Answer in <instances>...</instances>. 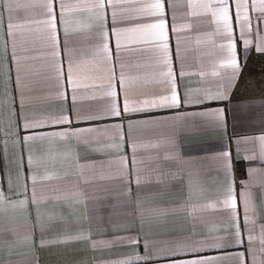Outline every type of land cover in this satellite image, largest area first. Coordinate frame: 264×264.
Masks as SVG:
<instances>
[{"label":"crops","instance_id":"crops-1","mask_svg":"<svg viewBox=\"0 0 264 264\" xmlns=\"http://www.w3.org/2000/svg\"><path fill=\"white\" fill-rule=\"evenodd\" d=\"M21 5L14 12L18 27L12 36L7 35L8 13L4 12V35L0 38V190L6 202L0 206V233L23 240L30 235L32 242L15 243L11 247L0 243V261L6 264H169L173 260L192 259L196 256L217 257L215 264H233L235 254L244 253V264H264V161L260 158L259 141L242 144L253 159H236L235 137L264 135V53L257 52L258 38H264V22L257 20L258 10L252 8V0L246 2L247 15L252 31V41L247 56L243 55V42L239 41L241 70L231 90L229 99L206 101L202 104L181 106L178 109H149L132 114L133 119L149 120L139 125L129 136L127 119L108 114L111 98L107 95L112 62L103 59V53L95 48L81 46L95 44L87 38L99 31L97 9L91 6L96 0H53L57 17L60 4L66 6L65 20L77 48L73 61L74 77L80 87L76 90L75 106L71 99L72 89L58 80L56 62H62L67 73V56L52 55L48 30L42 23L45 19L46 0H13ZM154 0H113L118 18L117 27L134 28L151 22L153 17L140 11ZM174 9H168L171 24L173 11L178 24L191 27L181 33V56L185 76L179 80L181 62L176 60V38L170 33V49L173 67L179 80L181 97L184 90L191 89L194 96L203 91L217 90L223 80L224 69L220 61L227 57L211 42L209 34L216 25L210 12L189 9V0H170ZM204 3L207 0H192ZM107 3V0H106ZM230 15L235 19L237 0H228ZM112 7L105 9L107 26H112ZM195 11L197 14H191ZM244 13L242 12V18ZM132 42L125 44L116 65L119 77L125 76L126 87H117L122 110L125 94L130 100L152 98L165 92L166 85L159 81L164 66L154 47L157 43L142 33L130 34ZM234 36L239 40V27L234 22ZM58 37L63 47V26L58 24ZM186 37V38H184ZM213 39H219L213 37ZM199 41V42H198ZM7 45V58L4 46ZM110 48L115 50V38L110 35ZM18 59H13V50ZM19 68V72L17 71ZM219 70L220 76H213ZM203 73V75H201ZM19 75L21 83L17 86ZM64 95H61V93ZM15 108V115L11 109ZM217 107L225 108L226 132L211 125L207 117H173L177 112H199ZM23 117L31 122L44 121L42 126L25 130ZM70 115L69 124H52L53 118ZM77 115L81 119L77 120ZM88 117V118H85ZM123 123L124 144L122 151L110 147L119 142L114 125ZM70 129H85L67 138L45 136L31 145L33 159L38 160L33 170L52 179L38 180L33 203V184L27 166L28 151L22 137L32 134L60 133ZM90 129V131H89ZM21 139V144L14 141ZM130 139L138 145L136 169L141 178L139 187L136 174L122 179L119 157L128 158L132 170ZM7 141V145H5ZM231 144L233 175L237 194L238 210L243 225V202L239 193L241 181L247 182L256 208L249 216L254 222L249 225L254 239L249 252L248 232L243 233V243L227 244L220 248H205L198 253L170 250L174 241L183 237L197 239L209 234L231 231L227 214L208 207L221 188L223 173L218 169L214 154ZM175 145V147L173 146ZM5 147L8 151V170L12 178L9 190L8 174L5 172ZM178 153V155H177ZM245 154L241 152V156ZM23 156V175L17 178V165ZM253 171L249 175L248 169ZM193 187L189 195L188 179ZM130 180V183H127ZM27 183L26 206L18 201L25 199L22 186ZM131 189V197L126 194ZM20 193L17 195V193ZM139 193V196H137ZM15 202V203H12ZM40 209V223L36 226V209ZM216 227V233L210 229ZM79 232L89 233L90 239L69 240ZM138 234L136 244L117 240ZM41 237L47 243L41 246ZM148 241L147 251L144 242ZM93 242H97L93 247ZM103 242V243H101ZM167 242V243H165ZM135 249V250H134Z\"/></svg>","mask_w":264,"mask_h":264},{"label":"snow or ice","instance_id":"snow-or-ice-1","mask_svg":"<svg viewBox=\"0 0 264 264\" xmlns=\"http://www.w3.org/2000/svg\"><path fill=\"white\" fill-rule=\"evenodd\" d=\"M119 2V0H117ZM21 5L14 3L13 0H0V38L4 35V12L8 13V23H7V35L12 36L14 30L18 27L14 23V12ZM107 6L112 7V26L109 28L107 26L106 12L105 9ZM43 7L45 8V19L43 21H36V23H42L45 28L48 30L49 38L52 46V55L54 57H60L61 51L64 55L67 56V73L65 75L62 62L57 59L56 62V75L57 79L64 81L66 86L72 89V102L75 106L77 100L76 90L80 87L78 80L74 77L73 61L75 59V54L77 48L72 41V33L76 31L75 29H70L68 22L65 20V10L66 6L60 4L59 17H57L53 0H46ZM94 9H97L96 19L98 21L99 31L88 37L89 41L95 40L96 43H86L81 46V51L83 48H95L98 53H103V59L106 61L112 62V68L109 75V85L107 95L111 98L110 108L108 114L116 117H124L127 119L128 133L129 136L133 131L141 124H149V120H140L133 119L132 114H139L149 109H178L181 106H189L193 104H202L206 101H223L229 99L231 90L234 87L235 82L238 79L241 63L239 56V41L243 42V55L247 56L249 46L252 41L249 39L248 34L252 31L251 20L247 15V4L243 0H237L236 3V13L235 19L230 15V6L228 0H207L204 3H193L192 0H189L188 8L195 10L201 9L204 12H210L213 21L215 22L216 28L213 33L209 34L211 42L220 50H226L228 55L226 58L220 61V68L224 69L223 80L220 85L217 86L215 92L212 91H203L202 94L194 96L191 89H185L184 95L181 97L179 93V80H183L185 76V71L183 69V57L181 56V33L185 30L190 29V24H178L177 17L175 12L172 14L171 24L168 20V9H174L175 4L171 3L170 0H154L153 3L144 5L140 8V11L144 12L146 15L153 17L151 22L143 23L134 28H122L117 27L118 15L116 11V6L113 3V0H96V3L91 6ZM252 8L258 10L260 16L257 17V20L264 22V0H252ZM242 12L244 13L242 18ZM191 14H197L193 11ZM234 22L235 25L239 27V40L234 36ZM58 24L63 26V37L64 43L61 48V42L58 37ZM142 33L145 36L157 43L154 47L158 50L160 54V63L163 64L164 70L161 72L162 79L159 81L161 84L166 85V91L160 94L154 95L152 98H145L141 100H130L125 94L122 102V110L119 101V94L117 87L123 90L125 85V76L123 71H121L119 77L116 75L115 67L119 64V67L123 69L124 65L120 62V53L125 44L132 42L130 34ZM170 33L175 35L176 38V52L175 57L177 61L181 62V69L179 73V80L177 74L173 67V58L170 49ZM110 35L115 38V50L110 48ZM213 37H218L219 39H213ZM186 38V37H184ZM199 42V41H198ZM257 52L264 53V38H258L256 43ZM4 57L7 58V45L5 42L4 46ZM13 59H18L15 55V49L13 50ZM19 72V68H17ZM213 76H220L221 72L219 70L213 71ZM203 75V73H201ZM17 86L20 85L21 80L19 75L16 80ZM61 95H64L62 92ZM13 115H15V108L11 109ZM207 117L212 126L217 128H223L226 132L227 122H226V111L225 108L217 107L215 109H208L206 111L199 112H177L173 117H165V119L177 120L182 117ZM21 118L24 119L23 127L27 131L32 128L42 126L44 121L31 122L28 119L23 117L21 112ZM77 120L81 119L77 115ZM88 118V117H85ZM71 122L70 115H62L59 118H53L50 123L52 124H69ZM116 129V134L119 137V142L110 145V147L116 149L117 151H122V146L124 144V135L122 132L123 123H117L114 125ZM85 131V129H70L65 130L60 133H47V134H32L24 135L22 137L23 147L28 151L27 166L29 170V178L33 184V203H38L35 196V186L38 180H48L53 177L45 174L40 175L38 172L33 170L34 164H38L39 161L33 159V151L36 149L31 145L30 142L36 139H44L45 136H61L67 138L69 133L75 135L77 132ZM90 131V129H89ZM251 141H259L260 145V158L264 161V135H259L257 137H235L234 142L236 145V159H253L254 157L247 153L246 149H242V144H247ZM130 146L132 149V170L129 171L128 168V158L125 155H121L118 159L120 161V166L122 171L119 173V176L122 179L130 177L133 173L136 174V184L139 187L141 183V178L139 176L138 170L136 169V151L137 143L130 139ZM16 145L21 144V139L18 138L14 141ZM7 145V141H5ZM175 147V145H173ZM244 151L245 154L241 156V152ZM178 155V153H177ZM214 159L217 160L218 169L223 173V180L221 188L219 189V194L217 199L208 205L213 209H219L224 211L227 214L229 224L226 225V228H230L231 231H225L223 234H209L206 236L193 239L192 237H183L174 241V247L170 250H179L181 252H191L198 253L205 248H220L227 244L240 245L243 243V233L248 232V241L249 248L248 251L251 252V242L254 239L251 234V229L249 225L254 222L253 218L249 216L250 212H255L256 208L252 203V194L248 190L247 182L241 181L243 188L239 193V199L243 202V225L241 224L240 213L238 210L237 203V194L235 188V177L233 175V163H232V153H231V144H227L222 151H219L214 154ZM5 172L8 174V184L9 190L12 188V178L8 170V151L5 147ZM23 156L19 158L17 165V178L19 179L23 175ZM249 175L253 169L249 168ZM130 180H127V183H130ZM189 195L191 196V190L193 187V180L191 176L188 179ZM22 191L25 196V199L18 201L21 206H26L28 201L27 196V183L25 182L22 186ZM20 193L18 192L17 195ZM126 194L131 197V189L126 187ZM139 196V193H137ZM6 202L5 194L0 190V206L4 205ZM15 203V202H12ZM262 203H264V196H262ZM36 226L43 230V225L40 223V209H36ZM210 233H216L218 229L213 227L209 230ZM264 231V229H262ZM65 239L69 240H86L90 239L89 233L79 232L75 236L66 237ZM117 240L121 242H127L129 244H136L138 241V234L129 235L124 237H117ZM21 242H32L30 235L25 236L23 240L16 239L14 237H9L3 233H0V243L7 244L11 247L15 243ZM41 246H43L47 241L41 237ZM97 242H93V247L96 246ZM103 243V242H101ZM167 243V242H165ZM145 250L148 248V241L144 242ZM135 250V249H134ZM236 259L233 261V264H244V253L238 252L235 254ZM219 258L217 257H204L196 256L192 259L184 260H173L169 264H215ZM0 264H6V262L0 261ZM119 264H127L126 261H121Z\"/></svg>","mask_w":264,"mask_h":264}]
</instances>
